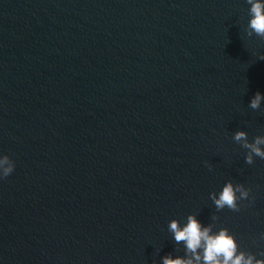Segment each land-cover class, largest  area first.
<instances>
[{
	"label": "water",
	"instance_id": "obj_1",
	"mask_svg": "<svg viewBox=\"0 0 264 264\" xmlns=\"http://www.w3.org/2000/svg\"><path fill=\"white\" fill-rule=\"evenodd\" d=\"M247 0H0V264H163L195 215L264 252V38ZM211 168V171L209 170ZM231 180L251 203L217 212ZM215 215L216 220L212 217Z\"/></svg>",
	"mask_w": 264,
	"mask_h": 264
},
{
	"label": "clouds",
	"instance_id": "obj_2",
	"mask_svg": "<svg viewBox=\"0 0 264 264\" xmlns=\"http://www.w3.org/2000/svg\"><path fill=\"white\" fill-rule=\"evenodd\" d=\"M247 3L250 5L248 27L257 36L264 38V0H247ZM262 101L264 95L257 92L249 101V107L257 110ZM232 139L247 150L244 156L246 164H253L254 158L264 160V136H257L249 142L246 132L237 131ZM14 169V161L8 155L0 154V180L12 174ZM209 199L217 212L225 208L238 212L241 202L248 200L251 203L250 189L228 180L218 192L209 193ZM212 219L216 220L217 217L213 215ZM168 229L177 243L183 242L187 258L172 259L167 256L163 258V264H264V252L257 254L241 250L236 237L228 228L214 230L211 224H202L195 215H189L182 226L176 220L170 221ZM259 239L264 241V232L259 233Z\"/></svg>",
	"mask_w": 264,
	"mask_h": 264
}]
</instances>
